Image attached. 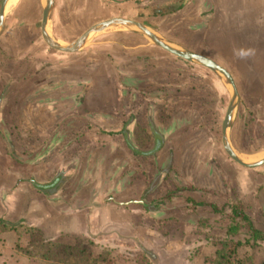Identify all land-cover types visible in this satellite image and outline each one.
<instances>
[{"label": "crops", "instance_id": "obj_1", "mask_svg": "<svg viewBox=\"0 0 264 264\" xmlns=\"http://www.w3.org/2000/svg\"><path fill=\"white\" fill-rule=\"evenodd\" d=\"M193 2L200 15L194 26L200 33L209 28L214 41L236 40L238 28L245 27L248 10L264 14V0H54L48 32L59 43L68 44L96 23L122 17L139 21L198 53L180 44L184 35L169 34L172 29L188 26L173 19ZM2 3L0 0V10ZM45 4L46 0H9L0 27V218L19 224V231L0 230L2 244L4 240L29 241L26 231L33 230L42 233L45 240L67 241L69 246L90 240L131 245L152 254L155 264H213L220 240L234 238L228 235L229 224L203 228L205 218H200V225L187 218V200L192 199L200 208H212L209 213H200L201 217H215L220 208L207 202L205 195L222 197L221 187L229 189L231 200L244 201L246 209L232 206L233 214L242 210L261 229L255 225L254 207L251 209L249 202L254 205L259 201L258 210L264 211V164L246 167L236 162L225 150L223 135L225 151L216 146L214 157L218 166L226 167L210 166L204 172L196 164L173 167L165 163L171 154L169 142L154 146L147 137L139 142V127L152 138L156 124L160 125L154 120L153 109L174 105L164 90L175 82L185 83L188 73L201 75L207 69L218 74L123 26L95 33L79 51L55 50L43 37ZM65 12L70 13V23L63 22ZM74 12L81 16V24L71 16ZM56 15L69 31L55 29V38L50 27ZM26 31L32 33L29 38ZM195 40L203 41L201 37ZM42 55L46 60H40ZM43 61L47 64L45 73L35 67ZM236 116L230 130L231 145ZM145 120L149 121L147 127ZM195 133L191 138L200 142L199 154L202 135ZM181 135L179 139L188 138V134ZM232 147L252 159L264 154L246 155ZM155 154L156 159L148 157ZM139 156L145 158L143 163ZM194 160L191 157L190 162ZM219 176L220 185L216 183ZM172 177L180 185L178 190L170 191ZM188 179L194 188L185 192ZM70 217L79 222L76 232H57L55 228L48 232L61 219ZM175 217L180 230L173 236L165 223L176 221ZM22 226L26 229L21 230ZM210 232L217 239H203V233Z\"/></svg>", "mask_w": 264, "mask_h": 264}, {"label": "rangeland", "instance_id": "obj_2", "mask_svg": "<svg viewBox=\"0 0 264 264\" xmlns=\"http://www.w3.org/2000/svg\"><path fill=\"white\" fill-rule=\"evenodd\" d=\"M198 12L194 2L188 9L179 12L176 15L177 17L173 19L175 20L174 23L182 24L183 22L187 23L188 26L181 30L180 28L172 29L169 34L178 38L180 34L184 35L185 40L180 43L181 45L191 46L198 53L216 59L219 64L222 66L225 65L224 67L232 73L241 94V104L231 132L232 145L240 153L260 156L264 153V14H262L263 16H258V10L255 9L245 12V27L238 28V35L233 34L235 35L234 39H236L233 42L231 38L214 41L210 35V31H208L209 28L200 33V28L194 26L200 19ZM65 14L67 19L63 20V22L66 23V20H68V23H70V13L67 15V12H65ZM206 14L208 15V12L203 13V16ZM91 15L95 17L93 13ZM71 16L77 23L81 24V16H76L75 12L73 14L71 13ZM63 22L62 19H58L57 15L53 17L50 33L55 38L57 36L55 34L56 30L58 32L61 31V33L62 31H69ZM26 34L28 38L29 35H32L28 31H26ZM99 34L97 36H100ZM198 37H201L203 41H197L196 43L195 38ZM189 39L194 41H188ZM44 57L42 55L40 60ZM43 60L46 59L44 58ZM191 66L193 67V65ZM35 67L40 68L45 73L46 71L43 69L47 68V64L43 61L40 66L36 64ZM204 72L207 75L206 73L201 75L198 73L199 75L190 76V73H188L185 83L181 81L173 82V85L171 83L174 89L170 85L171 88L164 90V92L169 95H167L168 100L174 99V102H172L174 105L153 109L155 111L154 115L156 114L154 120L159 121L162 127L156 124L155 134L152 138L146 134L144 128L140 130L139 127L137 134L138 138L140 137L139 142L141 143L147 141L146 137L150 142L154 143V146L169 142L172 147L170 150L171 154L168 153L167 156L165 155V163L171 164L173 167L181 165L188 167L196 164V166L203 168V172L210 166H216L224 170L226 166H218L220 164L217 158L214 157V148L216 146L223 148L221 140L223 135L222 123L230 102L231 91L223 77L220 75H212L213 73L207 69H204ZM200 76L201 79L199 80ZM211 76H213L212 84H210ZM222 84L225 85V89L222 87ZM175 86L178 87L177 90H175ZM216 88L219 91H215ZM169 90L171 93L167 92ZM148 122L145 120V127H147ZM147 130L149 132L151 131L149 128ZM195 132L202 135L201 147L203 149L201 148L199 154L197 153V148L200 142L196 143L195 139L191 138L196 134ZM179 134H188V138L185 140L183 138L179 139ZM183 135L181 136L183 137ZM148 157L156 159L158 155H149ZM191 157H195L193 163L190 162ZM138 160L140 163H143L145 158L139 156ZM155 162L158 164L157 160ZM218 179L219 182L216 180V183L220 185V176ZM187 181L185 192H189L194 188L192 182L189 179ZM170 184V191L178 190L176 188L180 186L174 182L173 177L171 178ZM221 188L222 197L215 194L205 195L207 202H214L220 208V212L216 215L213 213L215 217L210 214H207L208 217H201L202 215L200 213H209L212 208L207 206L200 208L192 199H188L187 202L190 209L188 210L187 218L191 217L197 222H199L200 218H205L203 223L200 221L198 224L200 225L202 223L205 229L222 228L226 224H229L227 225V229L229 230L231 225L236 226L237 236L232 239L230 248L236 250L237 247H235V244L239 240H250L251 245L243 244L238 247V254H232L233 256L229 260V264H264V239L257 237L253 239L254 235L248 223L241 221L237 217L234 218L232 206L245 210L246 206L244 201L240 199L234 200L233 198L231 200V197H228L230 195L229 189L225 187ZM256 194L258 195V192ZM249 206L251 209L254 207L252 215L255 219V225L264 230V211L262 209L258 210L261 207L260 202L256 201V204L253 205L250 201ZM196 210L199 211L196 212ZM173 217L171 216V218ZM174 220L176 221L167 220L168 223H165L172 231L173 236L180 230L178 227L179 224L177 223L178 219L175 217ZM59 222L60 224L51 225L52 229H48V232L53 233L55 229L58 230L57 232L63 233H70V231L76 232L74 228L79 223L76 220H72L71 217L63 218ZM25 229L26 227H21V230ZM214 236L212 232L203 233V239H208L209 241ZM27 237L30 238L29 241H9V243H6L4 240L5 243L3 244L2 238H0V264H155L152 254H147L131 245L116 246V242L112 240L107 243L104 241L90 240V242H80L78 246H69L70 244L67 241L45 240L42 233L38 231L28 233ZM214 238L217 239L216 236ZM220 241L224 242L226 240ZM221 242H219L220 246ZM191 255H193L192 252ZM191 255H189L190 262H192Z\"/></svg>", "mask_w": 264, "mask_h": 264}, {"label": "water", "instance_id": "obj_3", "mask_svg": "<svg viewBox=\"0 0 264 264\" xmlns=\"http://www.w3.org/2000/svg\"><path fill=\"white\" fill-rule=\"evenodd\" d=\"M9 0H3L1 10H0V27H2L3 19L5 15V10L8 5ZM54 0H46L43 13L42 29L43 37L46 43L53 49L62 52H76L81 50L84 45L89 41L92 36L100 31L106 30L111 27L123 26L131 28L139 33H141L147 40L153 44L160 46L164 50L175 54L188 61L206 66L211 70L215 71L218 75L223 77L230 88L231 91V101L227 109L226 116L223 121V143L226 152L239 164L246 167H256L264 164V155L257 159L248 158L246 156L237 153L230 143V130L232 122L236 116L238 106L240 104V93L238 86L236 84L235 78L232 73L224 66L219 64L216 60L209 58L205 55L192 52L191 50L182 47L167 38L163 37L159 32L155 31L151 27L132 19H126L122 17L112 18L105 21L98 22L88 28L79 38L74 42L68 44H61L49 35L48 23L50 19V14L52 10Z\"/></svg>", "mask_w": 264, "mask_h": 264}, {"label": "trees", "instance_id": "obj_4", "mask_svg": "<svg viewBox=\"0 0 264 264\" xmlns=\"http://www.w3.org/2000/svg\"><path fill=\"white\" fill-rule=\"evenodd\" d=\"M235 217L240 218L241 221L247 222L251 232L253 233V239L257 238H261L264 239V230L263 229H258L254 226L253 222L251 221L250 217L248 215H246L242 210H235L234 212ZM0 230L3 231H7V230H16L19 231V224L16 223H10L7 222L3 219L0 218ZM33 230H27L26 232H32ZM34 232V231H33ZM36 232V231H35ZM22 233V232H21ZM228 235L229 236H233L234 238L237 235V228L236 226L231 225L229 230H228ZM233 238V239H234ZM232 242V239L230 241H224L221 242V246L220 249L218 250L216 257L214 258V260L212 261L213 264H226L228 262L229 264V260L232 258V254H238V247L242 246L243 244H250L251 242L250 240H239V242H237L235 244L236 250H232V248H230V243ZM235 249V248H234Z\"/></svg>", "mask_w": 264, "mask_h": 264}]
</instances>
